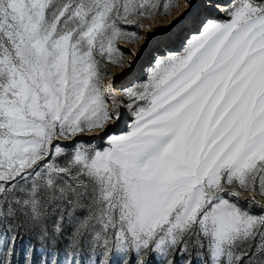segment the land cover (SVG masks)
<instances>
[{
  "label": "snow or ice",
  "instance_id": "obj_1",
  "mask_svg": "<svg viewBox=\"0 0 264 264\" xmlns=\"http://www.w3.org/2000/svg\"><path fill=\"white\" fill-rule=\"evenodd\" d=\"M174 6L0 0V264H264V0L200 20L122 93L101 68L121 23ZM124 107L107 147L76 140Z\"/></svg>",
  "mask_w": 264,
  "mask_h": 264
},
{
  "label": "rangeland",
  "instance_id": "obj_2",
  "mask_svg": "<svg viewBox=\"0 0 264 264\" xmlns=\"http://www.w3.org/2000/svg\"><path fill=\"white\" fill-rule=\"evenodd\" d=\"M161 3H174L167 14L152 19H141L136 25L120 24L122 30L127 34L125 38L116 41L115 58L121 60L120 66L109 63L107 59L102 63L103 71L114 78V85L117 93H122L124 89L135 84L146 81L147 75L153 66L155 59L168 54H180L186 43V38L198 34L196 25L205 17L226 21L229 19L221 10L236 3V0H161ZM189 4L192 6L189 7ZM218 5L220 7H218ZM161 12L163 10L161 9ZM175 22V23H174ZM140 25H143L141 27ZM150 29V30H149ZM137 33L141 39L135 43L128 42L132 39L131 34ZM135 54V59H130L131 54ZM129 63L131 67H129ZM107 79L102 80L103 85H107ZM126 102L125 97H119ZM122 117L119 124L110 125V131L86 133L76 137L77 141L83 142L91 148L102 149L107 147L106 135L123 134L130 129L132 115L127 107L122 108ZM63 143L68 144V141ZM71 152V149H68ZM63 162L62 158L61 161ZM250 194L244 193L240 198V205L243 208H250L253 212H259L255 205H249L247 200ZM257 199H260L257 194Z\"/></svg>",
  "mask_w": 264,
  "mask_h": 264
}]
</instances>
